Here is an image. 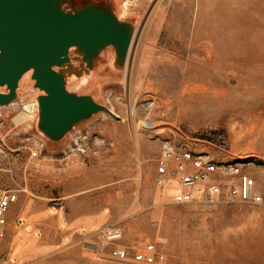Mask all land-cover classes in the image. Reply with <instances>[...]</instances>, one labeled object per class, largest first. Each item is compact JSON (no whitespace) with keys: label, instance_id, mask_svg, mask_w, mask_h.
<instances>
[{"label":"rangeland","instance_id":"rangeland-1","mask_svg":"<svg viewBox=\"0 0 264 264\" xmlns=\"http://www.w3.org/2000/svg\"><path fill=\"white\" fill-rule=\"evenodd\" d=\"M106 2L134 27L126 61L119 66L107 47L86 73L73 48L78 73L66 74L65 87L117 119L95 114L51 142L36 128L44 93L32 71L0 107V189L17 194L0 264H120L89 248L106 228L121 229L119 245L133 250L161 237L162 264H264V0H65L62 8ZM181 135L212 158H246L262 203L173 204L155 185L156 164L163 139Z\"/></svg>","mask_w":264,"mask_h":264},{"label":"water","instance_id":"water-1","mask_svg":"<svg viewBox=\"0 0 264 264\" xmlns=\"http://www.w3.org/2000/svg\"><path fill=\"white\" fill-rule=\"evenodd\" d=\"M64 2L0 0V87L7 89L0 93V107L17 98L20 79L32 71L34 87L44 93L36 98V128L51 142L95 114L118 118L90 96L66 89V74L78 73L72 71L70 50L76 49L86 73L107 47L122 66L134 34V27L119 20L107 2L86 3L73 11H65Z\"/></svg>","mask_w":264,"mask_h":264},{"label":"built area","instance_id":"built-area-1","mask_svg":"<svg viewBox=\"0 0 264 264\" xmlns=\"http://www.w3.org/2000/svg\"><path fill=\"white\" fill-rule=\"evenodd\" d=\"M190 144L181 135L179 141L163 139L160 145L155 185L171 192L173 204L187 205L197 201L252 205L262 203V195L257 191L254 179L247 173L250 162L246 158L222 161L196 151ZM35 155L36 152H31V156ZM220 180L225 183L220 184ZM16 201L17 194L14 191L0 189V246L6 236L9 209ZM121 239V229L106 228L95 234L89 242V248L98 261L120 264L164 262L163 255L156 249V245L162 243L161 237L145 245L142 250L119 245Z\"/></svg>","mask_w":264,"mask_h":264},{"label":"bare ground","instance_id":"bare-ground-1","mask_svg":"<svg viewBox=\"0 0 264 264\" xmlns=\"http://www.w3.org/2000/svg\"><path fill=\"white\" fill-rule=\"evenodd\" d=\"M116 63V62H115ZM20 85V84H19ZM12 104V103H11ZM31 106V105H30Z\"/></svg>","mask_w":264,"mask_h":264},{"label":"crops","instance_id":"crops-1","mask_svg":"<svg viewBox=\"0 0 264 264\" xmlns=\"http://www.w3.org/2000/svg\"><path fill=\"white\" fill-rule=\"evenodd\" d=\"M71 235V234H70Z\"/></svg>","mask_w":264,"mask_h":264}]
</instances>
